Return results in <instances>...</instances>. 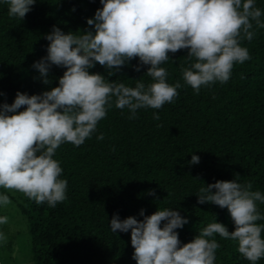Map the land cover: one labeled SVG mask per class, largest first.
I'll use <instances>...</instances> for the list:
<instances>
[{
  "label": "trees",
  "instance_id": "trees-1",
  "mask_svg": "<svg viewBox=\"0 0 264 264\" xmlns=\"http://www.w3.org/2000/svg\"><path fill=\"white\" fill-rule=\"evenodd\" d=\"M255 6L264 21V0H255ZM102 7L100 0H36L21 20L11 18L0 0V110L14 103L17 92L39 95L59 86L65 68L53 65L48 85L33 68L47 56L46 36L53 26L65 34L94 30L87 20ZM252 30L253 39L241 41L251 59L235 63L226 83L201 86L197 94L182 78V68L191 63L187 50L169 53L161 65L168 70L167 82L183 85L173 102L160 109H138L129 119L130 111L116 108L113 98L90 138L79 147L62 144L53 158L63 169L60 178L68 181L63 202L37 205L23 193L19 199L1 188L27 219L35 264H137L131 230L114 233L110 221L115 214L121 220L134 216L142 221V209L150 216L158 208H172L187 218L189 223L176 229L181 245L215 221L235 230L227 208L198 204L197 195L202 187L236 180L237 175L239 182H250L253 191L264 194V28L253 22ZM138 63L137 57L110 77L98 63L89 72L130 87L142 79L147 86L153 82L146 75L149 66L137 72ZM101 134L104 139L98 140ZM193 155L200 157L199 163H190ZM153 190L155 195L150 194ZM257 207L264 215V204L257 202ZM213 238L221 245L215 264H251L238 252V242L219 234L208 239ZM257 264H264V258Z\"/></svg>",
  "mask_w": 264,
  "mask_h": 264
},
{
  "label": "clouds",
  "instance_id": "clouds-1",
  "mask_svg": "<svg viewBox=\"0 0 264 264\" xmlns=\"http://www.w3.org/2000/svg\"><path fill=\"white\" fill-rule=\"evenodd\" d=\"M103 5L89 18L86 32H69L53 26L46 36L50 42L47 56L33 64L45 85L53 65L66 69L59 86L39 95L17 92L14 103L0 110V188L22 192L37 205L55 207L66 196L68 181L61 179L63 169L54 159L64 143L77 147L97 129L113 105L127 108L134 119L138 109H160L179 95L183 85L167 82L168 70L161 67L169 53L187 50L191 63L182 68L183 81L197 94L201 86L219 81L226 83L235 63L251 59L242 40L255 36L253 22L264 28L262 11L255 0H100ZM11 18L23 20L36 0H4ZM137 72L144 66L152 79L147 86L142 79L135 87L109 81L104 75L90 74L98 63L108 76L135 58ZM115 70V71H113ZM26 106L24 111H19ZM153 118L159 120L157 113ZM103 140L104 135L97 137ZM114 150V149H113ZM200 157L193 155L190 163ZM199 179V178H198ZM252 183L216 181L199 191L198 204L210 203L227 208L235 230L217 221L209 223L193 241L181 245L179 233L189 220L172 208L158 210L142 221L130 216L121 220L115 214L111 231L131 230L133 259L137 264H215L221 246L216 239L238 242V252L251 264L264 258V220L257 202L264 204V194L252 190ZM215 190V191H213ZM151 195H155L153 190ZM8 195L0 194V206H8ZM163 222V226L162 225ZM7 223L0 216V224ZM5 239L0 233V240Z\"/></svg>",
  "mask_w": 264,
  "mask_h": 264
},
{
  "label": "rangeland",
  "instance_id": "rangeland-1",
  "mask_svg": "<svg viewBox=\"0 0 264 264\" xmlns=\"http://www.w3.org/2000/svg\"><path fill=\"white\" fill-rule=\"evenodd\" d=\"M6 190L19 199L22 196V192ZM0 194H3L1 188ZM10 200L8 206H0V216L7 217V223L0 224V233L5 237L0 240V264H35L30 253L27 219L20 212L17 202L12 198Z\"/></svg>",
  "mask_w": 264,
  "mask_h": 264
}]
</instances>
